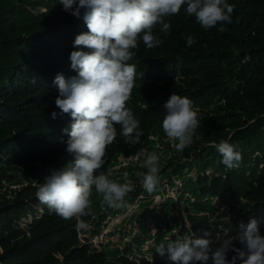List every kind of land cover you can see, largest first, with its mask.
Returning <instances> with one entry per match:
<instances>
[{
    "label": "trees",
    "instance_id": "obj_1",
    "mask_svg": "<svg viewBox=\"0 0 264 264\" xmlns=\"http://www.w3.org/2000/svg\"><path fill=\"white\" fill-rule=\"evenodd\" d=\"M227 2L235 5L230 24L204 29L182 7L179 14L166 18L169 35L159 26L154 30L163 40L160 46L148 49L141 40L134 50L129 63L136 65L137 79L128 107L144 135L139 144H126L116 125L118 135L106 150L101 172L108 174L121 166L120 158L128 159L143 148L160 156V184L171 187L180 181L181 189L176 199L169 197L153 208L155 232L141 214V233L129 248L122 251L109 244L100 251L79 238L97 233L94 228L115 214V209L101 206L102 196L95 188L91 215L79 217L90 228L77 230V217L64 219L49 209L33 185L38 175L42 184L72 159L63 132L70 130L72 120L55 105L59 93L53 81L57 74L76 76L71 52L89 51L74 47L76 36L88 31L83 10L77 18L64 11L60 0H0V264H172L167 255L156 253L160 243L197 233L196 238L212 239L216 247L249 218L260 221L264 236V0ZM190 35L196 42L188 47ZM172 93L199 108V138L182 152L162 129L164 104ZM53 112L58 114L55 119ZM221 140L241 153L239 167L229 169L222 163L215 147ZM143 171L128 168L135 190L127 202L139 208L152 202L139 198L150 194L135 176ZM119 177L122 183L123 175ZM110 178L117 180L115 175ZM161 190L165 191L160 185L153 193L164 195ZM177 204L184 205L185 218L172 214ZM211 215L224 229L208 224ZM30 217L33 221L24 229L21 223ZM205 232L210 235L205 237ZM148 243L149 254L156 255L153 261L131 258L136 252L146 254ZM235 247L241 245L236 242ZM233 255L230 251L228 259Z\"/></svg>",
    "mask_w": 264,
    "mask_h": 264
},
{
    "label": "clouds",
    "instance_id": "obj_2",
    "mask_svg": "<svg viewBox=\"0 0 264 264\" xmlns=\"http://www.w3.org/2000/svg\"><path fill=\"white\" fill-rule=\"evenodd\" d=\"M63 9L83 20L88 31L76 36L74 47L89 51H73L71 68L76 76L65 78L57 74L53 83L58 90L55 105L61 114L71 117L67 135L66 151L71 160L60 170H53L42 184L35 183L37 197L49 209L64 219L91 215L93 188L102 196L101 206L112 209L126 208L129 194L135 190L134 182L123 174V182L110 178L99 171L105 165L106 150L118 133L125 143L139 144L144 135L140 121L128 107L131 92L137 79V67L129 63L142 40L148 49L160 46L163 40L154 30L170 34L169 16L177 15L182 7L188 16H194L204 29L218 24L231 23L235 8L227 0H60ZM220 30H223L222 28ZM196 42L187 37V46ZM165 115L162 129L182 152L198 139L200 127L199 108L187 97L173 94L164 104ZM52 113V118L57 117ZM222 156V163L229 169L239 167L242 155L228 140L215 145ZM131 158V157H129ZM136 158H142L141 167L146 171L137 173L142 187L148 193L158 191L160 186V156L141 148ZM211 171V170H209ZM260 221L249 218L247 224L240 222L235 235H229L213 247L209 238H194L195 234L177 236L167 243H160L156 253L167 255L172 264H264V236L259 230ZM82 230L90 228L84 219L78 221ZM155 231V229L153 230ZM210 233L205 232L208 237ZM238 242L241 247H235ZM234 252L231 260L227 254Z\"/></svg>",
    "mask_w": 264,
    "mask_h": 264
},
{
    "label": "rangeland",
    "instance_id": "obj_3",
    "mask_svg": "<svg viewBox=\"0 0 264 264\" xmlns=\"http://www.w3.org/2000/svg\"><path fill=\"white\" fill-rule=\"evenodd\" d=\"M151 150H159L160 152L163 151L162 148H159L158 146H150ZM171 156V155H170ZM131 158L128 159H122L120 158L121 166L115 167L113 169H110L108 174L110 176H116L117 180L120 181V175H123L124 173H127L128 176H131V174L128 172V168H136L141 167L142 164V158L138 159L136 158V155L130 156ZM101 171V169L99 170ZM193 174V173H191ZM49 176V175H48ZM136 178L142 179L140 176L135 175ZM132 177V176H131ZM40 179V175L37 176V179L33 181V185H35L34 182L38 183V180ZM142 184V183H140ZM165 191L161 190V192H165L163 194H155L150 193L148 196H144V198L139 195V198L142 199H148L151 200V204L147 208H139V204L134 205V207L131 210H126L124 212H118L117 209H115V214L110 215L107 217L105 222H101V228H94V230L97 231V233H89V234H79V238L86 241L87 244H92L93 248H96L98 250H103V247L106 245H111V247H119L121 250H125L126 248H129L133 244L134 236L138 233H141V223H140V215L144 214L143 221L152 229V231L155 229V223L154 219L152 217V212L154 207H160L161 204L165 203L169 197H172L176 199V192L181 189V182L175 181L174 185L171 187H167L165 183L160 184ZM184 205H174L172 207V214L176 215L177 212H179L184 218L186 216V212L183 210ZM79 221V217H77ZM33 221V218L30 217L28 220H25L21 223V226L24 229H29L28 225ZM217 223V226H219V229H224L223 225L220 224L221 222H217V219L215 220V216H210L208 224L212 227H217L215 224ZM181 221L178 220V224L181 226ZM184 224L190 229L191 225L189 222L185 221ZM77 230L79 228L77 227ZM177 230H174L173 233H177ZM155 232V231H153ZM196 238L197 233H194ZM201 234H198L200 236ZM143 239H145V236H143ZM151 243H148L143 248V252L146 254H140L138 252L132 254V259H143L147 258L150 261H153L154 257L156 255L149 254L151 250Z\"/></svg>",
    "mask_w": 264,
    "mask_h": 264
}]
</instances>
